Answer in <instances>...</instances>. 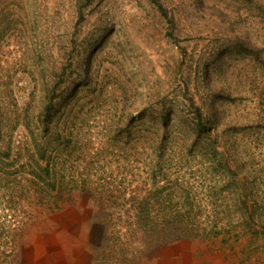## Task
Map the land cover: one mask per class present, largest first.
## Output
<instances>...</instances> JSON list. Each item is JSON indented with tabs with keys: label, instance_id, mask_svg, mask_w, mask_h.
Returning <instances> with one entry per match:
<instances>
[{
	"label": "rangeland",
	"instance_id": "374dc122",
	"mask_svg": "<svg viewBox=\"0 0 264 264\" xmlns=\"http://www.w3.org/2000/svg\"><path fill=\"white\" fill-rule=\"evenodd\" d=\"M160 2L0 0V141L50 142L43 163L87 187L34 213L12 264H93L95 222L143 196L264 221V0ZM234 247L184 237L139 264H264V227Z\"/></svg>",
	"mask_w": 264,
	"mask_h": 264
},
{
	"label": "trees",
	"instance_id": "16d2710c",
	"mask_svg": "<svg viewBox=\"0 0 264 264\" xmlns=\"http://www.w3.org/2000/svg\"><path fill=\"white\" fill-rule=\"evenodd\" d=\"M152 2L165 12L160 0ZM198 120L200 131H206L200 111ZM39 124L47 133L54 129L52 119ZM49 152L50 142L36 138L24 143L12 137L0 141V264H12L14 247L36 211L61 210L76 190H87L49 158L43 163ZM213 152L222 155L217 145ZM108 191L102 186L99 194ZM135 206L138 211L131 215L107 214L95 222L91 233L93 264H139L150 250L184 237L225 244L231 249L245 234H257L264 227L263 219L254 213L235 219L227 215L202 216L193 212L196 205L189 197L179 203L161 195L154 202L143 196L136 199ZM156 208L158 211H154ZM227 258V264H235L234 255L228 254Z\"/></svg>",
	"mask_w": 264,
	"mask_h": 264
}]
</instances>
